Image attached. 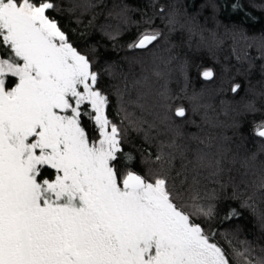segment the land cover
<instances>
[{
  "label": "snow or ice",
  "instance_id": "6c2138e0",
  "mask_svg": "<svg viewBox=\"0 0 264 264\" xmlns=\"http://www.w3.org/2000/svg\"><path fill=\"white\" fill-rule=\"evenodd\" d=\"M62 3L0 0V264H264V247L257 251L250 241L239 240L238 227L224 233L214 227L219 197L208 188L213 183L230 189L231 199L257 214L264 228V212H257V202L264 201V143L255 150L243 143L233 149L232 137L217 142V137L197 134L188 137L194 146L183 142L185 134L174 118L187 119L188 109L173 107L180 97L167 86L169 73L160 69L173 58L151 52L164 38L160 28L152 27L153 17L143 20L147 27L127 47L151 52V74L165 83L149 107L144 91L149 75L131 84L125 76L122 87L116 86L120 108L110 116L94 52L78 49L72 39L77 29L57 18L67 13L79 25L91 12L86 26H92L104 0ZM129 11L125 5L115 16L128 24ZM164 13L161 6L165 27L175 31L177 12ZM105 34L113 40L121 35L119 29ZM238 35L258 42L264 57V35ZM253 67L249 61L248 71ZM260 68L264 72V64ZM103 73L115 75L111 65ZM214 75L210 68L202 72L205 80ZM240 88L236 83L231 91ZM133 91L136 99L127 103L153 116L152 123L129 119L124 98ZM187 98L193 112L211 107L199 104L196 95ZM244 110L259 111L254 100ZM203 122L212 124L207 111ZM161 126L172 135L159 142L155 153L145 149L148 155L138 159L125 151L129 127L148 139ZM251 134L264 140V120L253 123ZM137 163L143 172L136 170ZM239 216L230 209L221 222Z\"/></svg>",
  "mask_w": 264,
  "mask_h": 264
},
{
  "label": "trees",
  "instance_id": "16d2710c",
  "mask_svg": "<svg viewBox=\"0 0 264 264\" xmlns=\"http://www.w3.org/2000/svg\"><path fill=\"white\" fill-rule=\"evenodd\" d=\"M234 3L242 4L243 7L234 9ZM125 5L130 10L128 24L122 23L115 16ZM161 6L165 9V16L173 9L177 12L179 23L175 31L169 32L165 27L164 20L158 14ZM62 7H67V0H63ZM109 11L114 15L109 16ZM95 12L96 19L92 26H86L92 16L91 12L81 17L83 23L79 25L72 23L67 13H60L57 18L66 28L77 29L72 33V39L78 49L85 53L94 52L96 70L102 73L99 86L110 99V116H114L120 108L116 86L122 87L125 76L131 84L142 75H149L150 84L144 91L149 93V107L155 105L158 99L156 94L165 79H158L151 74L154 67L151 52H154L164 60L173 58L167 67L160 63V69L169 73L166 77L167 86L174 95L180 97L173 103V107L182 104L188 109L187 119L174 118L185 134L184 143L195 145L194 141L188 139L191 134L212 135L217 137V142H221L225 136L232 137L230 143L233 149L243 143L247 149L255 150L256 145L264 143V140L251 134L253 123L264 120V96L259 95L264 93V72L260 68L264 64V57L257 46L258 42L254 43L251 39L242 40L238 35L241 31L250 38L264 35V0H104L103 5L97 7ZM148 17H153L152 27L160 28L164 32V38L151 52L130 50L127 45L147 27L143 20ZM116 29H119L121 35L115 40L105 34V31L114 32ZM249 44L252 46L249 47ZM237 56L241 59L238 60ZM249 61L254 64L251 71H248ZM109 65L113 67L114 76L103 73L104 68ZM142 65L147 69L146 72H142ZM209 68L215 75L211 80H205L202 72ZM236 83H239L241 88L237 93H233L231 88ZM181 89L185 91L181 92ZM193 95L199 97V104L211 107L193 112L194 104L187 98ZM124 99L129 119L147 120L149 124L152 123L153 116L148 115L136 104L127 103L128 100L136 99L135 91L126 94ZM250 100H254L259 109L255 114L246 113L244 110V105ZM153 111H159V108H154ZM205 111L212 124L203 122ZM115 119L119 121L120 117ZM85 123L87 124V121ZM234 123L242 126L239 129L233 128ZM144 127L147 128V125ZM89 130L91 131L90 125ZM240 133L244 136L243 141L240 139ZM171 135L161 126L159 131L151 130L149 138L145 139L143 132L129 127L124 148L126 152H133L139 159L141 154L155 153L159 142L168 141ZM145 149L148 152L143 151ZM136 170L143 172L138 163ZM208 188H215L219 197L216 204L218 216L213 221L214 227L220 233L238 227L239 240L250 241L257 247V251L264 247V228L261 227L258 215L248 208L241 207L240 200L231 199L230 189L220 190L213 183H209ZM230 209L239 211L240 216L221 222V218L228 214ZM257 212H264V201L257 202Z\"/></svg>",
  "mask_w": 264,
  "mask_h": 264
},
{
  "label": "rangeland",
  "instance_id": "374dc122",
  "mask_svg": "<svg viewBox=\"0 0 264 264\" xmlns=\"http://www.w3.org/2000/svg\"><path fill=\"white\" fill-rule=\"evenodd\" d=\"M200 43V42H199ZM201 47V46H200ZM198 50V49H197Z\"/></svg>",
  "mask_w": 264,
  "mask_h": 264
}]
</instances>
